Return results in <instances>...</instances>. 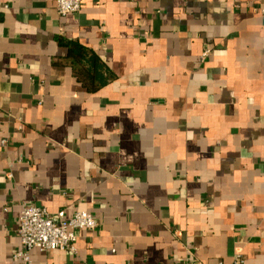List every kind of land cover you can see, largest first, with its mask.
Masks as SVG:
<instances>
[{"label":"crops","instance_id":"crops-1","mask_svg":"<svg viewBox=\"0 0 264 264\" xmlns=\"http://www.w3.org/2000/svg\"><path fill=\"white\" fill-rule=\"evenodd\" d=\"M263 9L0 0V264L24 203L99 223L33 264H264ZM60 39L95 50L107 83L87 90Z\"/></svg>","mask_w":264,"mask_h":264},{"label":"built area","instance_id":"built-area-1","mask_svg":"<svg viewBox=\"0 0 264 264\" xmlns=\"http://www.w3.org/2000/svg\"><path fill=\"white\" fill-rule=\"evenodd\" d=\"M83 0H56V8L60 15L78 13L82 9ZM264 12V9L261 11ZM209 50L203 53L208 56ZM99 227L96 218L87 211L78 210L71 216L65 211L51 214L46 208L24 203L19 218L18 234L21 248L15 253L13 264H33L31 251L41 252L64 250L76 253L78 232L88 230L95 232ZM235 264H241L239 258Z\"/></svg>","mask_w":264,"mask_h":264},{"label":"trees","instance_id":"trees-1","mask_svg":"<svg viewBox=\"0 0 264 264\" xmlns=\"http://www.w3.org/2000/svg\"><path fill=\"white\" fill-rule=\"evenodd\" d=\"M68 49L67 60L71 63L76 78L90 92H95L107 83L108 78L103 77V61L92 48L76 42L60 39Z\"/></svg>","mask_w":264,"mask_h":264}]
</instances>
